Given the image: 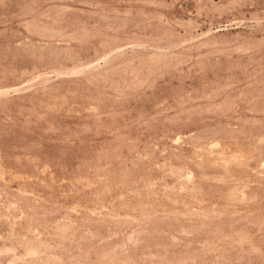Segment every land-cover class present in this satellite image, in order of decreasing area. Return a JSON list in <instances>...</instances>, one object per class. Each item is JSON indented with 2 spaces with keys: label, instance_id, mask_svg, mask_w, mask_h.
<instances>
[{
  "label": "rangeland",
  "instance_id": "374dc122",
  "mask_svg": "<svg viewBox=\"0 0 264 264\" xmlns=\"http://www.w3.org/2000/svg\"><path fill=\"white\" fill-rule=\"evenodd\" d=\"M0 264H264V0H0Z\"/></svg>",
  "mask_w": 264,
  "mask_h": 264
}]
</instances>
